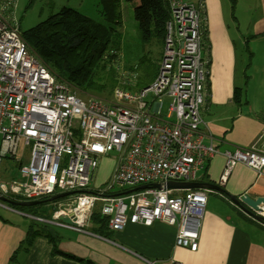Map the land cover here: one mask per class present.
Wrapping results in <instances>:
<instances>
[{"label": "built area", "instance_id": "obj_1", "mask_svg": "<svg viewBox=\"0 0 264 264\" xmlns=\"http://www.w3.org/2000/svg\"><path fill=\"white\" fill-rule=\"evenodd\" d=\"M163 1L168 18L153 82L137 92L116 88L113 100L106 101L81 99L58 81L28 52L16 24L17 0H0V165L11 159L21 179L0 182V196L36 202L68 194L50 202L48 215L24 217L91 234L98 205L112 232L161 222L175 227L176 247L195 251L206 191L171 190L166 184L196 182L218 154L225 158L220 185L236 165L257 174L263 170L264 126L248 149L232 152H220L217 141L202 130L210 63L203 44L205 1ZM164 98L169 102L162 114ZM111 153L117 159L109 179L91 191L99 161ZM257 215L264 217V210Z\"/></svg>", "mask_w": 264, "mask_h": 264}, {"label": "crops", "instance_id": "obj_2", "mask_svg": "<svg viewBox=\"0 0 264 264\" xmlns=\"http://www.w3.org/2000/svg\"><path fill=\"white\" fill-rule=\"evenodd\" d=\"M71 1L62 6L78 12V7L70 5ZM204 1L210 63L201 107L202 130L217 141L220 152L248 149L264 126V98L247 99L249 90L244 83L248 77L245 73L242 77L239 74L236 46L218 17L217 0ZM259 9L244 42L245 46L252 43L253 47H260L259 55L258 49L249 52L248 57L254 59L252 62L258 56L264 59V0H260ZM262 71L259 92L264 95V69ZM234 89H240L237 101L232 97ZM224 163L222 155L213 156L196 180L197 183L216 184L225 194L206 191L213 200L207 197L195 251L176 247L175 227L161 222L149 227L128 224L121 231L108 230L105 237L92 232L77 234L59 230V234L55 233L58 251L92 264H146L144 260H174L179 264H264V226L259 223L262 227H258L240 217L236 211L239 209L228 199V196L240 198L245 194L264 199V168L257 174L243 165H236L226 182L220 185ZM28 225L0 217V264L8 263L24 239ZM18 257V264H83L53 254L52 245L44 236L35 237L28 250Z\"/></svg>", "mask_w": 264, "mask_h": 264}, {"label": "trees", "instance_id": "obj_3", "mask_svg": "<svg viewBox=\"0 0 264 264\" xmlns=\"http://www.w3.org/2000/svg\"><path fill=\"white\" fill-rule=\"evenodd\" d=\"M133 9L134 21L137 24L140 41L149 43L154 39L163 45L164 24L168 18V11L163 0H137ZM100 8L102 23L94 21L74 9L61 7L55 15L45 21L20 32L30 54L37 57L48 71L60 82L68 84L76 94L81 96H106L116 88L120 82L116 79L113 64L117 61L115 52L119 51L122 16L119 0H97ZM113 53V54H112ZM148 59L140 58L135 70L139 74L132 87L127 84L131 78H124L122 85L137 92L150 85L156 74L148 69ZM135 74V73H134ZM133 74V75H134ZM240 89H234L233 100L237 101ZM14 202H24L18 197H11ZM42 206V205H41ZM41 206L10 207L20 213L42 215ZM240 217L262 227L258 222L251 221L241 211L236 210ZM93 228L91 232L106 236L108 232L107 220L99 213L98 207L91 216ZM49 226L29 222L24 239L10 256L7 264H18L20 253H24L31 246L37 236H44L52 245L53 254L62 255L68 259L92 264L89 261L58 251L56 243L58 236L48 230Z\"/></svg>", "mask_w": 264, "mask_h": 264}, {"label": "rangeland", "instance_id": "obj_4", "mask_svg": "<svg viewBox=\"0 0 264 264\" xmlns=\"http://www.w3.org/2000/svg\"><path fill=\"white\" fill-rule=\"evenodd\" d=\"M67 2L68 0H17L15 19L16 24L19 26L20 32L27 31L37 24L45 21L51 15H55L58 13L61 7H63L62 5ZM259 2L260 0H217L218 17L225 26L230 39H232L236 46L235 49L237 51V58L240 65L239 74L242 77V74L244 75L245 73L246 77H248V79H246V83H244L245 79L242 83H244V85L247 84L246 87L249 90L247 99L250 101H253V99L257 98H264V95L259 92L262 81V79L259 77L261 76L263 72L262 70L264 69V59L258 56V58L252 62L251 60L253 58L248 57L249 52L252 53L253 49L256 50L260 47H253L252 43H248L246 47L244 44L246 41L245 38H247L251 32L250 24L260 12ZM71 3L72 4L70 5H74L73 7H78V12L80 14L99 23L103 22L99 13L100 8L97 4V0H72ZM137 3V0H120V11L122 16V25L119 30L121 34L120 47L119 51L115 52L117 61L112 63L117 78L116 80L120 82L116 88L131 92L134 91L128 87H132V82L135 83L139 77V74H141L140 72L137 73L135 70L138 60L140 58L148 59V69L155 73L162 51V46L154 39H152L149 43H142L140 41L137 24L133 17V9ZM207 30L208 28L206 25L203 36V44L205 48H208L209 42ZM246 48L247 51L245 50ZM257 51L259 55V49ZM129 77L131 78V82L127 84L128 87H124V85L121 83L122 81H125L124 78L126 79ZM112 93L109 94L107 97L108 99L104 98L106 96H98V98L106 101H112ZM87 98L88 96H81V99L85 100ZM168 102V99H163L161 108L162 114L166 112V106ZM76 128V125H74L73 129ZM116 159V154L111 153L99 161L97 168L98 171L94 175L95 177H93L92 183L89 186L91 191H97L103 188L113 171ZM17 178L21 180L18 175L17 167L13 165L12 160L3 159L0 165V182L8 184L9 181ZM206 195L210 201L213 200L212 196H208V194ZM40 210L44 212L45 216L48 215L50 203L42 205ZM0 217L13 223L31 222V220L27 217H24L22 213L16 210H10L3 205H0ZM48 230L56 234L60 233V229L52 226H49Z\"/></svg>", "mask_w": 264, "mask_h": 264}, {"label": "water", "instance_id": "obj_5", "mask_svg": "<svg viewBox=\"0 0 264 264\" xmlns=\"http://www.w3.org/2000/svg\"><path fill=\"white\" fill-rule=\"evenodd\" d=\"M166 188L171 189V190H181V191L203 190V191L217 192L219 194H225L224 190L220 186L216 184H211V183H197V182L167 183ZM66 196H68V194H59V195L53 196L44 201L21 202V203L14 202L4 196H0V202L10 207H33L36 205L50 203L58 199H63ZM228 199L243 214L248 216L249 219L255 222H258L264 226V217L257 215V213H260L264 210V199L263 198H253L245 194L241 196L240 198L228 196ZM63 221L66 223L68 222L67 220H63Z\"/></svg>", "mask_w": 264, "mask_h": 264}, {"label": "bare ground", "instance_id": "obj_6", "mask_svg": "<svg viewBox=\"0 0 264 264\" xmlns=\"http://www.w3.org/2000/svg\"><path fill=\"white\" fill-rule=\"evenodd\" d=\"M37 206H41V205H37Z\"/></svg>", "mask_w": 264, "mask_h": 264}]
</instances>
